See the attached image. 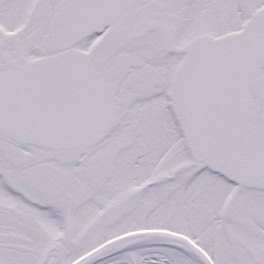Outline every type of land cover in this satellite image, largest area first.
I'll use <instances>...</instances> for the list:
<instances>
[{"label":"snow or ice","instance_id":"6c2138e0","mask_svg":"<svg viewBox=\"0 0 264 264\" xmlns=\"http://www.w3.org/2000/svg\"><path fill=\"white\" fill-rule=\"evenodd\" d=\"M0 264H264V0H0Z\"/></svg>","mask_w":264,"mask_h":264}]
</instances>
